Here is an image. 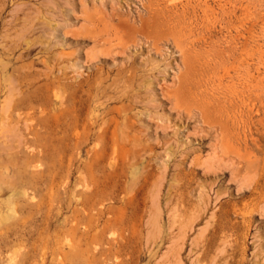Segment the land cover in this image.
Segmentation results:
<instances>
[{
  "label": "rangeland",
  "instance_id": "374dc122",
  "mask_svg": "<svg viewBox=\"0 0 264 264\" xmlns=\"http://www.w3.org/2000/svg\"><path fill=\"white\" fill-rule=\"evenodd\" d=\"M171 1L0 0V264H264V0Z\"/></svg>",
  "mask_w": 264,
  "mask_h": 264
},
{
  "label": "bare ground",
  "instance_id": "6f19581e",
  "mask_svg": "<svg viewBox=\"0 0 264 264\" xmlns=\"http://www.w3.org/2000/svg\"><path fill=\"white\" fill-rule=\"evenodd\" d=\"M195 1H204L205 3H206V0H195ZM170 2H172L171 0H170ZM183 2H186L187 4L189 3V0H184ZM210 12V11H209ZM206 13V11H204V13L203 14H205ZM207 15V14H206ZM212 16H213V14H212ZM55 93V92H54ZM55 97L57 98V97H59V94L58 93H55Z\"/></svg>",
  "mask_w": 264,
  "mask_h": 264
}]
</instances>
